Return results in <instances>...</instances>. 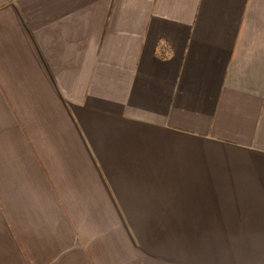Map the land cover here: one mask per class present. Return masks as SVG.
<instances>
[{
    "label": "crops",
    "instance_id": "obj_1",
    "mask_svg": "<svg viewBox=\"0 0 264 264\" xmlns=\"http://www.w3.org/2000/svg\"><path fill=\"white\" fill-rule=\"evenodd\" d=\"M0 264H264V0H0Z\"/></svg>",
    "mask_w": 264,
    "mask_h": 264
},
{
    "label": "trees",
    "instance_id": "obj_2",
    "mask_svg": "<svg viewBox=\"0 0 264 264\" xmlns=\"http://www.w3.org/2000/svg\"><path fill=\"white\" fill-rule=\"evenodd\" d=\"M169 48L162 44L161 46L158 47L157 53L161 58H167L169 56Z\"/></svg>",
    "mask_w": 264,
    "mask_h": 264
}]
</instances>
